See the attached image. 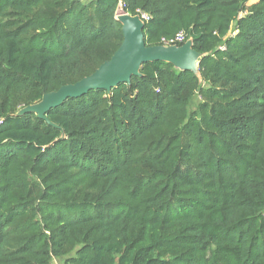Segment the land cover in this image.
Instances as JSON below:
<instances>
[{
	"label": "trees",
	"instance_id": "1",
	"mask_svg": "<svg viewBox=\"0 0 264 264\" xmlns=\"http://www.w3.org/2000/svg\"><path fill=\"white\" fill-rule=\"evenodd\" d=\"M121 12L197 70L21 114L112 58ZM54 259L264 264V0H0V264Z\"/></svg>",
	"mask_w": 264,
	"mask_h": 264
},
{
	"label": "water",
	"instance_id": "2",
	"mask_svg": "<svg viewBox=\"0 0 264 264\" xmlns=\"http://www.w3.org/2000/svg\"><path fill=\"white\" fill-rule=\"evenodd\" d=\"M117 20L122 24L123 42L108 62L102 64L91 76L45 95L39 103L20 113H35L39 118L47 119L46 114L51 109L62 105L69 98L80 97L94 89L110 92L120 84L130 83L134 76L140 75L141 67L149 62L165 61L180 70H197L202 56L192 49L190 41L182 47H148L143 35L144 24L138 16L121 12Z\"/></svg>",
	"mask_w": 264,
	"mask_h": 264
},
{
	"label": "built area",
	"instance_id": "3",
	"mask_svg": "<svg viewBox=\"0 0 264 264\" xmlns=\"http://www.w3.org/2000/svg\"><path fill=\"white\" fill-rule=\"evenodd\" d=\"M138 17L142 21L149 20V16L146 13L140 12ZM186 37L183 33H179L174 39H171L170 41H164V46H177L178 44L185 43Z\"/></svg>",
	"mask_w": 264,
	"mask_h": 264
},
{
	"label": "rangeland",
	"instance_id": "4",
	"mask_svg": "<svg viewBox=\"0 0 264 264\" xmlns=\"http://www.w3.org/2000/svg\"><path fill=\"white\" fill-rule=\"evenodd\" d=\"M257 0H250V4H253L255 3ZM196 68V67H195ZM96 211V209H88V210H84V211H75L73 209H69L68 210V214L70 215H77V216H87V215H90V214H93L94 212ZM99 211V210H97ZM102 212V211H101Z\"/></svg>",
	"mask_w": 264,
	"mask_h": 264
},
{
	"label": "crops",
	"instance_id": "5",
	"mask_svg": "<svg viewBox=\"0 0 264 264\" xmlns=\"http://www.w3.org/2000/svg\"><path fill=\"white\" fill-rule=\"evenodd\" d=\"M52 264H64L63 259H54Z\"/></svg>",
	"mask_w": 264,
	"mask_h": 264
}]
</instances>
